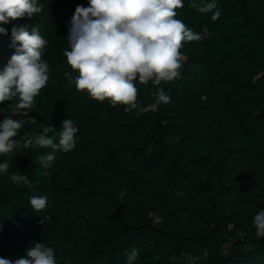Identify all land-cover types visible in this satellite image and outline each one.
Returning <instances> with one entry per match:
<instances>
[{
	"label": "trees",
	"instance_id": "trees-1",
	"mask_svg": "<svg viewBox=\"0 0 264 264\" xmlns=\"http://www.w3.org/2000/svg\"><path fill=\"white\" fill-rule=\"evenodd\" d=\"M37 2L42 11L31 19L0 24L8 33L0 34V67L15 53L12 27L25 24L48 41L49 64L29 116L16 112L17 99L0 104V121H23L21 148L0 154L10 165L0 173V256L15 261L42 242L56 264H127L133 248L135 264H264L253 223L264 210V0H218L216 21L184 0L176 18L211 36L184 44L180 77L158 86L171 101L156 113L143 111L151 83L136 82L137 107L127 111L78 92L63 51L75 9L88 0ZM204 72L216 74L212 88ZM65 119L90 154L57 152L45 168L41 157L52 150L24 149L23 140L47 125L55 135ZM14 172L29 184L10 183ZM32 196H47V206L35 212Z\"/></svg>",
	"mask_w": 264,
	"mask_h": 264
},
{
	"label": "clouds",
	"instance_id": "clouds-1",
	"mask_svg": "<svg viewBox=\"0 0 264 264\" xmlns=\"http://www.w3.org/2000/svg\"><path fill=\"white\" fill-rule=\"evenodd\" d=\"M184 7V0H88V6L78 5L68 29V48L63 51L71 70L78 73L75 87L96 101L108 100L112 106L123 105L125 110L137 107L138 81L155 89L149 93L150 103L143 107L145 113H156L171 97L162 87L181 75L185 56L181 53L185 43L202 42L211 36L207 27L202 32L190 29L177 19V9ZM188 7L219 19L218 0L196 3L190 0ZM215 10V11H214ZM37 0H0V24L28 18L40 13ZM0 34L7 29L0 27ZM12 47L15 53L0 67V104L17 99L15 110L29 116L35 97L47 85L49 64L43 59L48 41L36 28L16 25L11 29ZM70 77L69 72H65ZM23 121L5 116L0 121V154L8 155L21 148L15 139ZM52 125L23 140L22 147H39L52 151L41 157L45 168L51 166L57 152H70L77 144V126L72 119H65L59 132ZM58 136V143L55 142ZM9 162L0 163V173L7 174ZM10 183L20 187L29 184L25 174L14 172L8 176ZM47 196H32L29 203L35 212L47 206ZM255 235L264 237V210L254 216ZM55 249L42 242H34L25 255L11 261L0 256V264H56ZM127 264H135L139 250L126 253Z\"/></svg>",
	"mask_w": 264,
	"mask_h": 264
},
{
	"label": "rangeland",
	"instance_id": "rangeland-1",
	"mask_svg": "<svg viewBox=\"0 0 264 264\" xmlns=\"http://www.w3.org/2000/svg\"><path fill=\"white\" fill-rule=\"evenodd\" d=\"M25 19V18H24ZM27 22V20H24V22ZM203 79V83L207 84L209 87L212 88L213 79L215 78L216 74L210 73V72H204L200 75ZM77 144L76 147L72 150V152H88L90 154V150L87 148V145H85L83 139L76 138ZM158 220L156 219V222Z\"/></svg>",
	"mask_w": 264,
	"mask_h": 264
},
{
	"label": "built area",
	"instance_id": "built-area-1",
	"mask_svg": "<svg viewBox=\"0 0 264 264\" xmlns=\"http://www.w3.org/2000/svg\"><path fill=\"white\" fill-rule=\"evenodd\" d=\"M228 247L225 248V251H227ZM208 254L205 253L204 257H206ZM199 261L198 257H192V258H188L187 260L184 261V263L182 264H197Z\"/></svg>",
	"mask_w": 264,
	"mask_h": 264
}]
</instances>
